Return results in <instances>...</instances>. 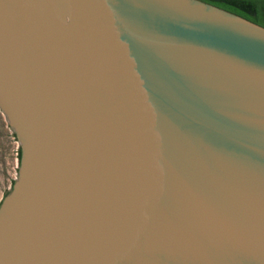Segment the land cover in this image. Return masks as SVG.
I'll return each mask as SVG.
<instances>
[{"label": "water", "instance_id": "1", "mask_svg": "<svg viewBox=\"0 0 264 264\" xmlns=\"http://www.w3.org/2000/svg\"><path fill=\"white\" fill-rule=\"evenodd\" d=\"M0 112V264H264V27L201 0H0Z\"/></svg>", "mask_w": 264, "mask_h": 264}, {"label": "rangeland", "instance_id": "2", "mask_svg": "<svg viewBox=\"0 0 264 264\" xmlns=\"http://www.w3.org/2000/svg\"><path fill=\"white\" fill-rule=\"evenodd\" d=\"M11 129L0 112V193L14 171L18 158V145Z\"/></svg>", "mask_w": 264, "mask_h": 264}, {"label": "trees", "instance_id": "3", "mask_svg": "<svg viewBox=\"0 0 264 264\" xmlns=\"http://www.w3.org/2000/svg\"><path fill=\"white\" fill-rule=\"evenodd\" d=\"M264 27V0H201ZM15 138V135H11ZM19 155V151H18Z\"/></svg>", "mask_w": 264, "mask_h": 264}]
</instances>
